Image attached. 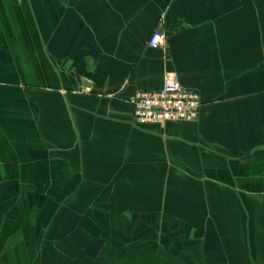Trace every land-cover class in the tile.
Masks as SVG:
<instances>
[{
    "label": "crops",
    "instance_id": "crops-1",
    "mask_svg": "<svg viewBox=\"0 0 264 264\" xmlns=\"http://www.w3.org/2000/svg\"><path fill=\"white\" fill-rule=\"evenodd\" d=\"M168 73L199 118L140 126L134 94ZM111 212L264 264V0H0V264H104ZM139 225L114 242L181 254Z\"/></svg>",
    "mask_w": 264,
    "mask_h": 264
},
{
    "label": "trees",
    "instance_id": "trees-1",
    "mask_svg": "<svg viewBox=\"0 0 264 264\" xmlns=\"http://www.w3.org/2000/svg\"><path fill=\"white\" fill-rule=\"evenodd\" d=\"M114 216L120 221V228L114 220ZM118 220L117 222H119ZM162 221L168 223L166 232L172 235L173 241L181 244L180 255L168 251L160 245L157 246V237L149 241L138 240L132 244L124 241L114 242L113 240V230L131 237L137 224L148 225L154 230V234L158 233ZM185 230L182 220L166 213H137L133 218H130L124 212H111L110 237L100 250V258L104 264H208L203 240L199 239L193 242Z\"/></svg>",
    "mask_w": 264,
    "mask_h": 264
},
{
    "label": "built area",
    "instance_id": "built-area-1",
    "mask_svg": "<svg viewBox=\"0 0 264 264\" xmlns=\"http://www.w3.org/2000/svg\"><path fill=\"white\" fill-rule=\"evenodd\" d=\"M167 35L157 28L148 39L150 48H162ZM134 120L139 125H161L169 122H193L203 105L196 91L184 87L177 74L168 73L160 89L139 90L132 98Z\"/></svg>",
    "mask_w": 264,
    "mask_h": 264
}]
</instances>
